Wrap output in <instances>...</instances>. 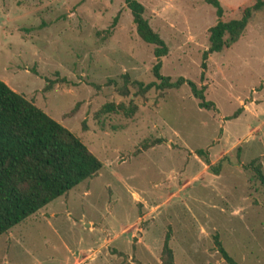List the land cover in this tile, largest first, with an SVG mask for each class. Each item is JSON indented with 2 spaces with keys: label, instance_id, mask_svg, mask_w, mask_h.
I'll use <instances>...</instances> for the list:
<instances>
[{
  "label": "rangeland",
  "instance_id": "obj_1",
  "mask_svg": "<svg viewBox=\"0 0 264 264\" xmlns=\"http://www.w3.org/2000/svg\"><path fill=\"white\" fill-rule=\"evenodd\" d=\"M138 1L167 45L160 73L203 86L211 108L186 83L138 94L134 81H157V58L124 0H0V79L102 162L0 235V264H63L80 244L141 216L155 251L119 238L108 264H161L166 234L174 264H230L215 236L237 264H264V195L248 166L256 160L264 172V0L238 40L206 59L208 28L254 0H219L221 17L204 0ZM109 102L136 108L97 113Z\"/></svg>",
  "mask_w": 264,
  "mask_h": 264
},
{
  "label": "trees",
  "instance_id": "obj_2",
  "mask_svg": "<svg viewBox=\"0 0 264 264\" xmlns=\"http://www.w3.org/2000/svg\"><path fill=\"white\" fill-rule=\"evenodd\" d=\"M221 17L223 8L219 0H204ZM129 9L135 30L145 43L153 45L157 61L152 73L157 81L143 83L134 81L138 94L151 88H179L187 84L198 105L211 108L213 103L205 100L203 86L180 76L171 80L160 73L159 57L167 53V45L154 31L144 16V6L138 0H124ZM263 6L262 0L239 6L240 15L229 20H217L208 28V46L202 57L220 52L236 42L243 34L253 14ZM205 68V63H202ZM127 91L126 86L122 88ZM135 105L106 103L97 113L122 112L131 115ZM198 149L197 154L201 155ZM213 173H218L217 165L205 159ZM254 178L260 182L264 195V172L256 160L249 162ZM102 162L92 153L82 140L68 128L49 116L41 108L22 94L16 92L0 79V235L21 222L27 216L45 206L55 198L66 194L82 180L91 178L101 169ZM166 234L162 250L161 264H174L172 249ZM221 257L230 264H237L214 237Z\"/></svg>",
  "mask_w": 264,
  "mask_h": 264
},
{
  "label": "crops",
  "instance_id": "obj_3",
  "mask_svg": "<svg viewBox=\"0 0 264 264\" xmlns=\"http://www.w3.org/2000/svg\"><path fill=\"white\" fill-rule=\"evenodd\" d=\"M133 197L139 198V195L134 192ZM143 218L144 216L131 219L129 218L123 223H118L116 229H111V232H113L114 235L110 239L107 234L104 238H102L101 236L90 238L84 245L81 246L80 244V246H78L76 250L71 251L70 258L63 264H87L89 262H93L96 264H108V244L109 242L114 243L119 238H122L123 240L125 239V241L128 242L129 237H136L135 244L137 248L141 249L144 252H149L152 254L156 249L155 246L158 244V241L157 239L149 238V226L144 228L139 226L138 221L142 220ZM94 223L95 222L93 221V219H88V223L85 224V226H87L86 228L88 229V232H95V226L93 227ZM104 226H106V224H103V227ZM113 255L114 257L116 256L115 254Z\"/></svg>",
  "mask_w": 264,
  "mask_h": 264
}]
</instances>
